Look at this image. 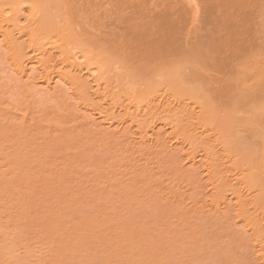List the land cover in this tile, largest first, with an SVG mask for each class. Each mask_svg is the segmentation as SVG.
<instances>
[{
    "label": "rangeland",
    "instance_id": "1",
    "mask_svg": "<svg viewBox=\"0 0 264 264\" xmlns=\"http://www.w3.org/2000/svg\"><path fill=\"white\" fill-rule=\"evenodd\" d=\"M39 1L56 13L53 0ZM66 1L79 35L150 69L168 91L177 81L197 92L208 134L232 146L234 174L260 176L264 0ZM0 57V264H261L234 213H192L183 203L184 191L200 196L175 160L139 162L63 100L23 88ZM261 185L251 197L264 213Z\"/></svg>",
    "mask_w": 264,
    "mask_h": 264
},
{
    "label": "bare ground",
    "instance_id": "2",
    "mask_svg": "<svg viewBox=\"0 0 264 264\" xmlns=\"http://www.w3.org/2000/svg\"><path fill=\"white\" fill-rule=\"evenodd\" d=\"M53 1L57 14L39 0H0V52L8 70L28 91L45 93L72 106L71 114L82 118L85 127L111 136L118 146L125 144L124 151L138 155L139 162L149 165V158L153 161L158 156L175 160V172L187 173L195 182L192 190L200 196L193 199L184 191L179 196L182 202L192 203V213L208 209L219 218L234 213L233 223H244L256 242V260L264 264V213L259 212L263 204L262 199L251 197L258 180L264 191V165L254 163L253 168L262 170L257 177L246 175L250 169L243 167L234 174L229 157L232 146L208 134L215 129L207 128L211 124L203 117L197 92H187L177 81L171 92L166 90L150 69L133 68L111 52L112 48L108 51L93 37L79 35L78 28L67 20L77 9L72 14L69 12L75 7L70 3L66 1L68 10L65 0ZM115 70L121 71L118 78L111 75ZM147 79L145 89L140 90L138 82ZM178 158H184V163ZM205 178L203 186L209 196L200 184Z\"/></svg>",
    "mask_w": 264,
    "mask_h": 264
}]
</instances>
